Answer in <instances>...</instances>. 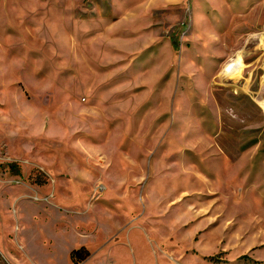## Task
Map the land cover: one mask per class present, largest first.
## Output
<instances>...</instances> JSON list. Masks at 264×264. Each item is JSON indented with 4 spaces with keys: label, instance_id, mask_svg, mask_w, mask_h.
I'll return each mask as SVG.
<instances>
[{
    "label": "rangeland",
    "instance_id": "rangeland-1",
    "mask_svg": "<svg viewBox=\"0 0 264 264\" xmlns=\"http://www.w3.org/2000/svg\"><path fill=\"white\" fill-rule=\"evenodd\" d=\"M0 262L264 264V0H0Z\"/></svg>",
    "mask_w": 264,
    "mask_h": 264
},
{
    "label": "crops",
    "instance_id": "crops-1",
    "mask_svg": "<svg viewBox=\"0 0 264 264\" xmlns=\"http://www.w3.org/2000/svg\"><path fill=\"white\" fill-rule=\"evenodd\" d=\"M102 52L103 50L99 49V51L97 52V55H100V53ZM84 223L87 224L88 220L86 222L84 221ZM95 228H97V226L94 227V229ZM83 235L85 236L82 237L81 239L64 235L63 237L60 238V244L62 245L64 249L69 250L68 251L69 255L75 250L84 249L91 255V259H93L95 256H98L102 252H104L108 246V242H106L105 234H103L102 236L100 235L96 236L95 234L83 233ZM69 255H68L67 263L69 262ZM91 259H89V261Z\"/></svg>",
    "mask_w": 264,
    "mask_h": 264
},
{
    "label": "trees",
    "instance_id": "trees-1",
    "mask_svg": "<svg viewBox=\"0 0 264 264\" xmlns=\"http://www.w3.org/2000/svg\"><path fill=\"white\" fill-rule=\"evenodd\" d=\"M83 252H86V256H89V253L85 251L84 249L75 250L71 253V259H74L77 255L82 254Z\"/></svg>",
    "mask_w": 264,
    "mask_h": 264
},
{
    "label": "bare ground",
    "instance_id": "bare-ground-1",
    "mask_svg": "<svg viewBox=\"0 0 264 264\" xmlns=\"http://www.w3.org/2000/svg\"><path fill=\"white\" fill-rule=\"evenodd\" d=\"M201 3H203V2H201ZM236 66H237V63H234V64L231 63V65H229V70L230 71L234 70Z\"/></svg>",
    "mask_w": 264,
    "mask_h": 264
},
{
    "label": "built area",
    "instance_id": "built-area-1",
    "mask_svg": "<svg viewBox=\"0 0 264 264\" xmlns=\"http://www.w3.org/2000/svg\"><path fill=\"white\" fill-rule=\"evenodd\" d=\"M0 264H1V262H0Z\"/></svg>",
    "mask_w": 264,
    "mask_h": 264
}]
</instances>
